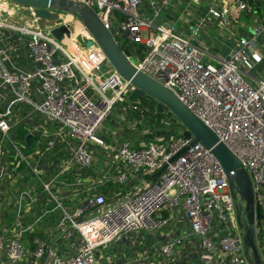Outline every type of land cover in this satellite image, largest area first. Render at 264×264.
<instances>
[{
    "label": "built area",
    "instance_id": "2783aa9c",
    "mask_svg": "<svg viewBox=\"0 0 264 264\" xmlns=\"http://www.w3.org/2000/svg\"><path fill=\"white\" fill-rule=\"evenodd\" d=\"M68 1L92 9L122 51L126 49L116 37L146 53L136 62L130 54L128 59L139 72L171 91L240 160L251 184L254 211L258 208L262 217L257 225L255 216L253 233L264 264V79L252 73L257 70L261 76L258 68L264 62V7L256 0H189L178 18L188 26L189 36L184 27H176L178 23H158L174 0H147L151 20L139 16L141 0ZM176 1L181 5L182 0ZM17 11L28 13L26 25L6 21ZM49 12L58 15L53 25L36 18L31 7L0 0V208L13 213L10 237L0 234V253L7 264H40L47 256L46 264H98L99 250L129 242L139 232L157 234V246L140 257L161 258L157 264H167L177 248L186 252L188 247H193L197 264H248L236 201L217 160L196 144L170 163L188 145L180 138L183 131L168 140L139 141L137 147L128 140L106 143L99 136L100 128L133 87L112 69L74 15ZM70 17L82 27L73 38ZM212 21L237 37L227 57L207 54L200 47L204 26ZM61 26L70 34L56 40L51 32ZM78 37L92 41V46L79 45ZM71 43L80 56L70 51ZM102 66L107 68L105 73ZM9 133L23 150H34L22 153ZM92 145L108 153L107 159L117 165L116 173L109 176L108 166L96 180L87 175L67 184L62 178L70 170L91 167ZM161 169L152 182L150 178ZM26 174L35 179L39 191ZM48 176H52L49 181L42 179ZM58 179L57 192L77 203L71 214L52 192ZM110 183L128 187L109 199L100 189ZM76 187L84 192L70 193L72 188L78 192ZM43 193L63 213L58 240L71 234L79 238L69 254L51 253L40 241H35L34 252L27 253L22 244L23 236L31 234L38 222L25 227L26 215L42 202ZM79 218L82 222H76ZM108 264H113L111 259Z\"/></svg>",
    "mask_w": 264,
    "mask_h": 264
},
{
    "label": "water",
    "instance_id": "95a60500",
    "mask_svg": "<svg viewBox=\"0 0 264 264\" xmlns=\"http://www.w3.org/2000/svg\"><path fill=\"white\" fill-rule=\"evenodd\" d=\"M23 7H31L34 16L38 19L56 22L58 15L49 10L69 13L74 15L82 26L90 33L95 44L101 49L112 69L125 81L139 92L152 98L163 105L183 126L184 130L180 138L189 141L188 145L170 159V163L180 157L190 146L201 145L208 150L220 164L223 172L229 180L231 195L236 203L237 224L243 231L244 255L248 264H262L254 243L253 225L256 216L257 225L262 219L259 209L254 211L253 194L251 184L246 172L242 169L240 160L223 144L217 136L193 113H191L178 98L162 85L139 72L129 61L128 50H121L108 30L101 24L95 12L87 6L68 0H8ZM256 8V6H254ZM69 36L67 27L61 26L54 29L51 35L60 40L62 35ZM258 42L262 37L257 38ZM92 41H86L85 47L90 48ZM30 135L26 137V143L30 141ZM164 169V168H163ZM159 170L150 178L154 182L161 174ZM239 198V200H238ZM241 202H244L242 205ZM82 218L76 222H82ZM242 221L246 222L243 224Z\"/></svg>",
    "mask_w": 264,
    "mask_h": 264
},
{
    "label": "rangeland",
    "instance_id": "374dc122",
    "mask_svg": "<svg viewBox=\"0 0 264 264\" xmlns=\"http://www.w3.org/2000/svg\"><path fill=\"white\" fill-rule=\"evenodd\" d=\"M188 2H189V0H182L181 6H180L181 13H182L183 9L185 8V6L186 5L188 6ZM260 3H261V6L264 7V3L262 1H260ZM171 5L172 6L177 5V1L174 0V2L171 3ZM1 7L5 8V5H3ZM138 8H139L138 9L139 16L141 18H145V19H148V20L152 19V15L153 14L151 13V10H149V2L147 0H141V4L139 5ZM185 10H187V9L185 8ZM189 11L192 12L193 8H189ZM257 12H259V14L262 13L261 10H257ZM17 14H18L17 16H13V17H9L8 16V17H6V21L14 24L15 26L26 25L28 23V13L27 12L23 13L21 11H17ZM3 17L5 18V16H3ZM185 17L186 16L184 15V18ZM189 18H191V17H189ZM70 21L72 23L71 17H70ZM241 21H245V18L242 17ZM54 23H53V21H51L49 24L53 25ZM176 27L182 29L180 24L176 25ZM115 31H116V27L113 29V33ZM183 31H184V33L186 35H189V36L191 35V32L188 29V26L184 27ZM235 31H239V29L238 28L237 29H233V33ZM81 34L85 35L84 32L81 33ZM204 34H205L204 37H199L200 47L203 48L204 51L207 54H211L213 56L219 55V56L227 57L229 49L233 48L234 42L237 39L236 35H232L231 33L227 32L226 30L220 29L217 26V23L215 21L214 22L212 21V22H209V23L207 22L205 24V26H204ZM74 36L75 35H72V38ZM82 39L78 37V40H76V41H77V43L79 45L83 46V45H85V41H84V39L83 40ZM116 41L119 43L120 46H123L124 49L129 51L130 60L132 62H136L137 60H140L143 57H145L146 53L140 52L139 50H137V47L135 49L134 46H131V45H128V44H124L117 37H116ZM69 47H71L70 48L71 52H72L73 48L76 49V51H77L76 56L77 57L80 56V54H81L80 51L77 49V47L73 43L69 44ZM259 47H261V46H259ZM263 51H264V47H263ZM77 61L79 62L78 59H77ZM212 65H215V62H212ZM262 68L264 69V62L261 63L260 67L258 68V70L261 71V76L259 75V72L257 70L252 72L253 75H255L256 78H258V79H261V78L264 79V70H262ZM106 70H107V68L105 66L101 67V73H105ZM119 109H121L120 106H119V108L117 106L114 107V109L111 112V114L104 120V122H103V124H102V126L100 128V131H99L100 136H103V133L106 136V134L108 132H110L112 128L115 129V127L119 128L118 131H123V130L129 131V132L133 133L136 137L146 135L147 129L145 127L142 130H137L136 127H135L136 123L133 122V124H131L129 121H126L122 117L121 110H119ZM28 110H29V108H28ZM9 136L12 137L14 143L17 146L21 147L20 141L18 139L14 138L11 133H9ZM115 138H118V139H120V141H122V138L120 136H115ZM126 140L130 141V139H126ZM21 150H22V153H24V154L31 153L34 150V147H32L29 150H23V148L21 147ZM90 150H91V153L93 154V163H92L91 167L89 168V170L88 171H84V172L88 173V176H90L91 179H94V180L98 179L99 176L102 174V171L104 172V170H106V168L108 166H109V172H108L109 176H112V175H114L116 173L115 167L117 165H115V166L112 165L111 164V160L107 159V155H108L107 152H105L103 149H101L99 147H95L93 145L90 146ZM26 175H27V178L29 179V181L31 182V185L35 186V188L39 191L40 187L36 183L35 179L32 176H30L29 174H26ZM51 178H52V176H48V177H43L42 179L47 182ZM129 181H130V179H129ZM58 187H59V179L53 184L52 192L56 196V198L58 199V201L62 205V207L66 210V212L71 214L76 209L77 203L72 198H69V197L62 198L61 193L57 192ZM124 187H128V186L127 185L120 186L118 184H112V183H110L108 185H105V189H109L110 188V189L121 190ZM76 188L78 189V192H77V190L73 191L75 188H72L70 193H72V194L80 193L81 194V193L84 192L81 187H76ZM68 194L69 193L67 192V189H66V196H68ZM41 196H42L43 200H45V202L46 201L48 202V200L50 201V204H49L50 208H52V207L55 208L54 209V211H55L54 214L51 215L50 217L53 218V216H54L55 218H57V220L58 219L61 220V218H63V213H62V211L59 208H57L56 202L51 200L50 196L48 194H46V193H43ZM111 196H112V194H110L108 198L111 199L110 198ZM82 197H84V195ZM238 200H239V198H238ZM237 202L238 201H236V203ZM241 203H242V205H244V202H241ZM237 204H239V202ZM38 226H39V222L35 226V229L38 228ZM138 235H141V237H144V238H146L148 240L149 234L147 232H139ZM178 250L179 249L177 248L176 251H178ZM186 250H187L188 253H191L190 249H186ZM49 261H50L49 258H47L44 261L42 260L40 262V264H46V263H49ZM169 261H168V263H169ZM194 264H197V261H194Z\"/></svg>",
    "mask_w": 264,
    "mask_h": 264
},
{
    "label": "crops",
    "instance_id": "0c3cea01",
    "mask_svg": "<svg viewBox=\"0 0 264 264\" xmlns=\"http://www.w3.org/2000/svg\"><path fill=\"white\" fill-rule=\"evenodd\" d=\"M262 2L264 3V1ZM178 6L181 5L178 4L172 6V8L168 10L167 13L164 14V17L167 21L178 23L182 26V23L178 21V18L181 14V8H178ZM160 21H162V18ZM160 21L158 23L161 24L162 22ZM68 41L69 39L65 40L64 42L66 43ZM72 52L75 55L77 53L76 49L74 48L72 49ZM117 131H118L117 127H115V129L112 128L111 131L108 132L111 133L113 137L110 140L109 144H112L115 140L120 141V139L115 138L114 136V134H116ZM108 133L106 134V136L108 135ZM119 169L121 170L122 168L119 167ZM119 191L120 190L110 189V194H112L113 196L115 193H118ZM49 204H50L49 202L47 201L45 202V200H42V202H39L36 208L33 209L31 215H26L24 221L25 227L29 226L35 220H38L39 226L38 228L34 229L33 232L31 233V234H35V237L32 240V242L27 238L29 236L26 237V235L27 234L29 235L30 233H26L23 236L22 244L27 253L34 252L37 246V244L34 245L35 241H40L46 244V248H48L49 252L51 253H56L57 255L69 254L74 251V246L78 245L79 238L77 235L71 234L70 237L67 239L66 237H64L61 240H58V237L61 234L60 232L61 220L60 219L57 220V218H55L54 216L53 218L50 217L51 215L54 214L55 208L54 207L50 208ZM12 214L13 213L11 211H2L0 208V234H4L6 236V239L10 237L9 229L11 228L12 225V216H13ZM180 229L184 230L185 228L181 225ZM159 235L161 237V235H164V233H160V234L158 233V237ZM192 239L194 241L196 240L195 237H193ZM158 240L159 239H157V234L155 236L149 235L148 240L144 237H141V235H136L129 242L127 241V242H121V243L109 245L106 248L101 249L96 253L98 264H108L109 259L112 260L113 264H157V261L161 262V258L148 257L145 259H141L140 257L144 253V250L146 249L151 250L154 248V246H157ZM187 249H190L191 253H188L187 250L185 252L184 250L179 249L178 251H176V254L171 259H169L170 261L168 260L169 263L167 262V264H194V261H197V255L195 254L193 247L191 248L188 247ZM180 252L182 254H178ZM49 257L50 256H47L46 258L44 257L43 261ZM0 264H7L5 256L2 253H0Z\"/></svg>",
    "mask_w": 264,
    "mask_h": 264
},
{
    "label": "trees",
    "instance_id": "16d2710c",
    "mask_svg": "<svg viewBox=\"0 0 264 264\" xmlns=\"http://www.w3.org/2000/svg\"><path fill=\"white\" fill-rule=\"evenodd\" d=\"M260 1L261 0H256V3L259 4ZM178 8H180V6H178ZM165 13H167V11ZM164 14L162 16V21L160 22L167 21ZM119 106L121 108L119 110H121L122 117L126 121H129L131 124L135 122L137 130H142L144 127L147 129L146 135L138 137L126 130L117 131V136H120L122 140L130 139V142H132L134 147H137L136 145L139 141H143L148 144L160 138L168 140L172 136H178L179 133L184 130L179 121L163 105L139 92L135 88L127 94L124 103L117 104L118 108ZM117 130H119L118 127ZM21 134L24 136L23 132ZM100 137L106 141V143H110V140L113 138L111 133H108L107 136L103 133V136ZM87 175L88 173L84 171L72 169L66 174V177L62 178V180H66L67 184H73L77 177H86ZM100 192L106 197H109L110 188L105 189V186H103L100 189ZM26 237L32 242L35 234H27Z\"/></svg>",
    "mask_w": 264,
    "mask_h": 264
},
{
    "label": "bare ground",
    "instance_id": "6f19581e",
    "mask_svg": "<svg viewBox=\"0 0 264 264\" xmlns=\"http://www.w3.org/2000/svg\"><path fill=\"white\" fill-rule=\"evenodd\" d=\"M70 31L72 35H76L77 33L82 32V27L78 23H72L70 24Z\"/></svg>",
    "mask_w": 264,
    "mask_h": 264
}]
</instances>
